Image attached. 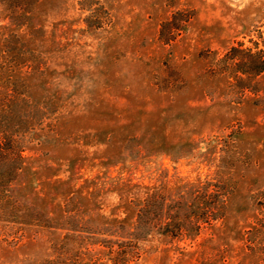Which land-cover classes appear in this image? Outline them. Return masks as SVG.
I'll list each match as a JSON object with an SVG mask.
<instances>
[{
    "label": "rangeland",
    "instance_id": "1",
    "mask_svg": "<svg viewBox=\"0 0 264 264\" xmlns=\"http://www.w3.org/2000/svg\"><path fill=\"white\" fill-rule=\"evenodd\" d=\"M165 21L180 31L160 36ZM238 43L264 50V0H29L19 11L0 0L1 72L45 67L27 85L64 111L59 133L26 151L43 204L57 209L76 187L112 219L133 191L116 184L122 165L132 183L169 191L219 185L221 224L185 250L149 239L128 264H264V72L246 84L211 71ZM101 238L0 223V264H113Z\"/></svg>",
    "mask_w": 264,
    "mask_h": 264
},
{
    "label": "trees",
    "instance_id": "2",
    "mask_svg": "<svg viewBox=\"0 0 264 264\" xmlns=\"http://www.w3.org/2000/svg\"><path fill=\"white\" fill-rule=\"evenodd\" d=\"M27 1L4 0L18 11L20 5H25ZM178 31L180 28L175 22L165 21L160 26L159 34H174ZM164 43L169 44V41ZM255 48L244 47L243 43L231 46L216 61L212 73L250 84L252 78L264 72V50L257 46ZM235 60L239 64L233 66ZM221 62L223 66H219ZM44 73L43 66L37 67L34 72L8 74L0 69V223L58 228L101 236L97 240L98 244L110 252L114 249L118 251L113 264H128L138 259L142 253L141 243L154 237L168 239V243L175 244L177 250H185L186 246H179L180 242L189 240L190 245L203 228L221 224L226 210L223 187L202 184L194 187L196 192L192 186L187 191L182 187L169 191L162 181L153 185L132 183V179L122 176L125 171L123 155L117 161L122 166L116 184L124 190L131 187L133 191L128 196H124L123 192L118 194V203L114 207L116 211L111 212L116 217H107L106 221L100 222L98 217L105 214L103 207L98 203H86L87 196L79 194L76 187L62 194L57 209L50 203L44 205L45 195L37 191L33 179L27 178L29 170L33 172L35 169L30 164L32 156L27 155L26 151L51 141L59 133L64 116L62 106L57 103L59 97L56 93L47 89L41 93L27 85L31 75L38 78ZM45 165L50 167L48 162ZM62 182L70 185L71 180L64 179ZM125 206L133 210L129 220L121 218ZM215 241L209 236L199 244L209 245ZM257 244L254 242L252 247ZM225 245L226 242L218 244L221 247Z\"/></svg>",
    "mask_w": 264,
    "mask_h": 264
}]
</instances>
